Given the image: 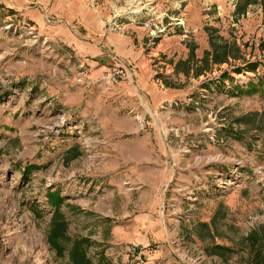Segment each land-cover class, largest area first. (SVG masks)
I'll list each match as a JSON object with an SVG mask.
<instances>
[{
    "label": "rangeland",
    "instance_id": "rangeland-1",
    "mask_svg": "<svg viewBox=\"0 0 264 264\" xmlns=\"http://www.w3.org/2000/svg\"><path fill=\"white\" fill-rule=\"evenodd\" d=\"M188 1L205 16L194 24L210 49L206 62L201 59L202 73L196 76L194 70L188 79L186 63L179 59L185 52L180 45L191 40V32H184L168 60L144 49L153 72L169 74L178 65L186 77L171 80L172 88L179 83L174 94L180 96L171 99L177 105L168 112L131 110L137 107L134 101L111 98L115 87L91 83L99 71L76 54L73 44L51 34L55 25L74 26L67 11L80 2L97 17L102 38L121 33L127 24L146 29L154 9L163 15L170 37L177 29L192 28L184 17ZM240 1L0 0V33L32 50L28 59L8 53L3 61L0 54V110H5L0 113V264H69L67 250L79 239L88 241L91 264H138L129 245L142 249L147 264L160 246L172 264H253L245 239L252 231L264 233V93L244 91L264 75V21L259 3L238 14ZM56 4L61 12L54 10ZM28 26L35 27V37ZM87 32L76 28L79 44L95 39ZM223 44L228 55L215 63L212 46ZM110 50L104 52L103 76ZM36 58L47 62L44 70L28 73L30 59ZM80 66L88 77L78 82ZM242 72L254 77H236ZM223 74L231 82L219 83ZM25 76L29 82H20ZM234 77L244 83L235 85ZM250 113L263 115L238 122ZM237 132L241 141L233 138ZM55 193L64 199L60 208L72 241L62 256L47 240L53 211L47 197ZM161 213L159 236L163 230L166 241L138 244L139 233L129 228L133 215L155 217L158 223ZM201 223L210 225L212 240L198 238L204 236ZM211 245L233 252L209 254Z\"/></svg>",
    "mask_w": 264,
    "mask_h": 264
},
{
    "label": "crops",
    "instance_id": "crops-1",
    "mask_svg": "<svg viewBox=\"0 0 264 264\" xmlns=\"http://www.w3.org/2000/svg\"><path fill=\"white\" fill-rule=\"evenodd\" d=\"M74 6L70 11H67L68 20L73 22L74 26H70L71 28L67 29L64 25H55L51 34H53L54 37L58 38L67 46H72L71 44H73L72 49L77 51L76 54H78V56L87 58L90 66L99 71L97 73L98 75L95 76L97 77L98 82H94L92 80L91 83H97L99 86H104L101 84H107L100 81V78H102L103 72L107 66V59L104 56V52L108 48H112L114 52L120 57L122 62L132 71L133 76L130 81L118 82L116 86L115 84H107L109 87H115H113L115 91L111 95V98L113 97L114 99H119L124 104L132 100L134 101V105L137 107H131V110L138 109L139 111V106H141L145 113L150 114L155 108L160 107L161 104L168 103V101L170 102L171 99L180 96L179 93L174 94L175 91H179V83H176V86H178L177 88H172L171 86V80L174 79V77H176L175 80H178L179 82L182 81L181 77H185L180 73L178 65L175 67V64L177 63L176 60H174L172 63V67H175L172 73H156L151 69L152 66L150 65V60H147L146 57L148 54H144V49H148L147 41L149 35L147 29H144L143 27H137L133 24H127L121 33L110 34L106 36V38H102V34L100 33L102 30L94 13L90 12L89 8L84 6L83 3L79 2L74 4ZM200 9L201 7L198 6L197 3L194 1H188L185 7L186 12L184 13V17L186 22L188 21L192 28L187 26V28L184 30L177 29V34L170 37H164L155 47V51L160 55H165V59L168 60V55L174 54L179 49L177 47L179 46L178 40L182 39L184 32H191V40H187V43L180 45L184 46L185 52L179 55L181 62L186 63V72L184 74L188 77V79L193 76L194 70L197 71L199 68L201 69V59L203 58L204 53L210 50L208 47V38L207 41L205 39L203 40L202 38H199L201 35L198 33V27L194 28L195 19L199 18V16L202 19L205 17L203 14L201 16ZM54 10L61 12V7L59 4L54 6ZM29 13L33 14L32 18H38V16H34L35 13ZM62 14H66L65 11H63ZM162 21L163 18L161 20V24H163ZM37 22L41 24V20H38ZM79 26L88 30L86 33L87 36H96L95 39L88 40L90 43H84L85 41H80L81 43L79 44V39L76 36V28H80ZM69 36L75 37V42L70 40ZM8 53H15L22 58L28 59L29 55L32 54V50L23 48L21 45L17 46L16 43L11 42L0 33V54L1 58H3V61L6 60L5 57ZM192 53H195L196 57H193ZM30 60L33 66L29 71H27L28 73L30 71L33 72V69L37 72L38 69L44 70V67L47 64V62L43 59L36 58ZM3 64H7L6 61ZM28 65L30 67L29 63ZM201 73L202 71L200 74ZM155 75L158 77L153 78ZM26 77L27 76L22 77L20 82H29L30 79ZM35 84L36 83L32 85ZM4 111L5 110H0V113ZM66 149H64V151ZM154 218L155 217L150 216L145 217L144 215L135 218V215H133L132 223H129V228H133L134 231H136V234L139 233V236H134L137 238L136 242L138 241V244L150 245L152 243L159 242L156 241L157 239H163V241H166V235L163 230H160L161 234L159 236V229L161 228L160 219L162 218V213L161 217H158V223ZM142 231H144V235H142ZM157 251L158 252L151 255L152 257H149L150 264H172L170 258L166 256L168 253L164 246H160Z\"/></svg>",
    "mask_w": 264,
    "mask_h": 264
},
{
    "label": "trees",
    "instance_id": "trees-1",
    "mask_svg": "<svg viewBox=\"0 0 264 264\" xmlns=\"http://www.w3.org/2000/svg\"><path fill=\"white\" fill-rule=\"evenodd\" d=\"M260 4L261 11H262V19L264 21V0H241L237 4L236 11L238 14H242L246 11V9L250 5L254 4ZM228 46L226 44L223 45H213L212 46V54L211 59L215 63L223 62L227 55H228ZM191 54V53H190ZM209 53L205 52L204 56L202 58V63H205L208 58ZM202 68V67H201ZM252 70L256 69V65H252ZM240 69H236V72H238ZM202 69H198L196 71V76L200 75L199 72H201ZM251 71V70H250ZM226 80H231V78L226 75H220L218 77V82H225ZM231 82V81H230ZM238 93H241V87H239ZM244 92H247L249 94L254 93H264V75L257 78V81L250 82L247 86ZM263 113V112H262ZM262 113H250L243 115L240 119H238V122L247 123L248 119L255 118V116ZM243 134L241 132H237L233 135V138L237 141L242 140ZM30 168L23 169L22 177L26 180L28 179V176L30 174ZM48 204L53 209L50 222H49V234L47 237L49 245L54 249L56 254L59 256H62L66 251V244L72 242L69 235L67 234L68 224L64 217V215L61 212V205L64 203V199L59 194H49V197H47ZM199 228L204 231L203 234L198 236L200 240H204L205 238H209L212 240L213 233L210 230V225L207 223H201L199 225ZM264 233L263 230L260 229V231H252L245 239V242L247 243V246L252 252V258L251 262L253 264H264V256L262 257V253L264 251ZM87 240L86 239H79L74 242H72V245L67 250L68 254V261L69 264H91L90 260L86 256V246H87ZM232 253L233 251L225 246L222 245H211L210 251H208L209 254H223V253Z\"/></svg>",
    "mask_w": 264,
    "mask_h": 264
},
{
    "label": "built area",
    "instance_id": "built-area-1",
    "mask_svg": "<svg viewBox=\"0 0 264 264\" xmlns=\"http://www.w3.org/2000/svg\"><path fill=\"white\" fill-rule=\"evenodd\" d=\"M133 14H135V16H138L139 13L137 11H133ZM162 18H163L162 14H159L157 10L154 9V11L151 13V16L148 17L146 22L144 23V27L148 30V35L150 38L148 42V49H149V54L152 57H156L157 55V52L154 50L156 45L164 37L168 36V27H165L163 24H161ZM175 24H179V23H175ZM179 26H181V24ZM28 30H29V34H32L34 36L33 32L35 30V27L28 26ZM108 57H109L110 66L106 71L105 75L102 76L101 81L107 84H117L118 82L121 81H130L133 76L132 71L128 68V66H126L122 62L120 57L114 52L113 49L110 50V52L108 53ZM255 72L257 73L259 72L257 67L255 69ZM243 73L246 74V77L248 76V74H251L248 72H242V74L238 73L236 77L242 76ZM230 74L231 76H233L232 73ZM77 76H78L77 81L81 82L82 80L88 77V72L82 66H80L77 72ZM251 76L252 78L254 77L253 75H249V77L247 78L249 79L251 78ZM233 83L235 85L237 84L242 85L244 81L242 79H237L234 77ZM173 104L177 105V102L173 101V102L163 103L160 105V108L163 109L165 112H168V107H172ZM137 119L139 121L140 128H143L144 127L143 120L138 118V116ZM128 251L130 252L134 260L138 264H147L146 260L144 259L143 251L140 247L136 245H129Z\"/></svg>",
    "mask_w": 264,
    "mask_h": 264
}]
</instances>
